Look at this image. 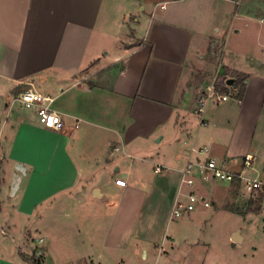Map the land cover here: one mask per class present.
<instances>
[{
    "label": "crops",
    "instance_id": "1",
    "mask_svg": "<svg viewBox=\"0 0 264 264\" xmlns=\"http://www.w3.org/2000/svg\"><path fill=\"white\" fill-rule=\"evenodd\" d=\"M217 40L218 73L247 76L244 97L197 115L181 88ZM28 89L54 100L63 131L15 102ZM246 155L264 177V0H0V264H264V197L250 210L231 186L217 206L238 219L232 252L167 251L188 162L238 170Z\"/></svg>",
    "mask_w": 264,
    "mask_h": 264
},
{
    "label": "rangeland",
    "instance_id": "2",
    "mask_svg": "<svg viewBox=\"0 0 264 264\" xmlns=\"http://www.w3.org/2000/svg\"><path fill=\"white\" fill-rule=\"evenodd\" d=\"M226 32L227 30H224V35ZM224 43L222 40L211 42L209 50L203 55V61L194 59V62L197 65H202V67L190 71L188 79H186V83L183 84V87L181 88V91L184 92L180 95L181 98L184 99L185 94L187 92L191 93L192 99H194V108L196 107V103L203 94V92H208L210 89H212L214 92L218 91L220 94H228L230 96L229 102L217 103L214 102V100H210L205 106V109H207L208 113H217L222 110L227 104H233L237 101V97L232 94L231 88H228L227 93H223L221 92L222 88L218 87L219 83L227 78V74L225 73V71L218 73L221 56L225 51ZM227 45L234 46V41H231L230 43L228 42ZM261 128L262 127H259L257 131V137L261 135ZM258 154L261 155L260 152H258ZM237 169H240V167ZM247 175L251 177H256L257 172L250 170L247 172ZM7 181H9L8 178ZM197 185H200L203 188L202 194L204 196H207V199L210 202H212V200H215L216 204H212L210 208L198 206L195 211L191 212L192 217L200 214L199 217L202 218V222L199 224L196 222V220H194V218L190 219L188 217L189 213L184 214L179 218H174L173 226L179 229L180 235L178 234L177 241L173 246H171L170 244L167 245V248L169 249H167V251L170 252L172 260L175 259L179 262H184L185 258L189 259L192 256H199L201 252L206 251L205 247H203L204 245L208 246L207 251L210 255L216 254L224 256V249H227L228 252H232V246H228V234L233 228L234 224L238 222V219H233L229 212L223 209H219L217 206L218 198L221 194L226 191L225 189L229 187V185L217 183H202L200 181H197L195 187H197ZM230 190L233 193L239 192L237 188H231ZM199 193H201V191ZM241 195L239 194V197H242ZM263 197L264 195L258 196L256 198L245 197L243 201V206L245 205L250 210H255L259 208ZM225 207L228 208L232 206L230 203H228ZM216 211L226 212L211 216ZM5 217L6 215L3 214L2 218L4 219ZM33 223L34 219L32 218L31 222L27 225L32 228ZM20 226L21 223L18 224V227ZM16 231L17 230H15V233ZM256 240L257 237L251 235L250 237L246 238V242L243 245H239L240 247L238 248L246 249L250 244L254 243ZM200 241H202L201 244H199ZM160 264H163V262H161Z\"/></svg>",
    "mask_w": 264,
    "mask_h": 264
},
{
    "label": "built area",
    "instance_id": "3",
    "mask_svg": "<svg viewBox=\"0 0 264 264\" xmlns=\"http://www.w3.org/2000/svg\"><path fill=\"white\" fill-rule=\"evenodd\" d=\"M162 8L164 9L165 7L163 6ZM229 88L232 89V94L237 97L239 89L233 86ZM218 93V91L214 92L212 89L208 92H203L196 103L195 113L197 115L203 114L206 108L205 106L210 100H214V102L217 103L230 100L228 94ZM15 102L25 110L31 112L43 128L56 132L64 130L65 125L62 116L52 106L54 102L53 99L35 90L28 89L20 93L17 98H15ZM208 153L209 150L207 148L200 151V154L203 155ZM255 161L254 156L246 155L242 159L240 169L238 170L229 169L223 163L209 157H198L189 161L183 172V183L187 188L191 189V191L188 193L186 201L177 203L173 212L174 218H179L184 214L191 213L195 211L198 206L204 208L211 207L212 202H210L207 197L198 194L194 190L197 181L202 183L227 184L237 188L244 198H256L264 195V177L258 175L256 177H251L247 175L248 171H255ZM116 184L120 187H126V182L124 180H116ZM43 241V239H40L39 243L42 244Z\"/></svg>",
    "mask_w": 264,
    "mask_h": 264
},
{
    "label": "trees",
    "instance_id": "4",
    "mask_svg": "<svg viewBox=\"0 0 264 264\" xmlns=\"http://www.w3.org/2000/svg\"><path fill=\"white\" fill-rule=\"evenodd\" d=\"M233 79H235V83L233 85L234 88H239V93L237 95V98L239 100H242L243 97H244V93H245V89H246V85H245V81L247 80V76L243 75V74H236L234 75L233 77H231ZM226 81H227V78L222 80L218 87L219 88H222L221 89V92L223 93H227L228 92V86L226 85ZM25 260L29 263V264H41L36 255H32L30 258H27L26 256H24Z\"/></svg>",
    "mask_w": 264,
    "mask_h": 264
},
{
    "label": "water",
    "instance_id": "5",
    "mask_svg": "<svg viewBox=\"0 0 264 264\" xmlns=\"http://www.w3.org/2000/svg\"><path fill=\"white\" fill-rule=\"evenodd\" d=\"M234 83H235V79H233V78H229V79H227V81H226V85L228 86V87H232L233 85H234ZM25 166L24 165H22V164H19L18 166H17V171H18V174L16 175V177H15V180H14V183H13V186H12V195H15V193L17 192V190H18V188H19V185H20V181H21V176H20V173L21 174H25ZM235 242H239V240L237 239V238H235L234 237V239H233Z\"/></svg>",
    "mask_w": 264,
    "mask_h": 264
}]
</instances>
